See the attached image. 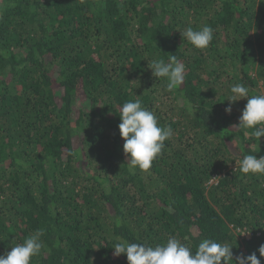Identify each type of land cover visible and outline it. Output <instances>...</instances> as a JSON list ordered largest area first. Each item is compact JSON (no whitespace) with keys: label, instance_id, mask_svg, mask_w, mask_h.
Returning <instances> with one entry per match:
<instances>
[{"label":"trees","instance_id":"16d2710c","mask_svg":"<svg viewBox=\"0 0 264 264\" xmlns=\"http://www.w3.org/2000/svg\"><path fill=\"white\" fill-rule=\"evenodd\" d=\"M205 25L207 49L182 38ZM168 55L185 65L171 93L147 66ZM241 82L264 94V0H0V255L44 229L31 264H128L116 237L170 236L264 264V175L236 165L264 137L234 128L246 99L225 112ZM136 95L173 131L144 172L118 128Z\"/></svg>","mask_w":264,"mask_h":264},{"label":"clouds","instance_id":"9594fccd","mask_svg":"<svg viewBox=\"0 0 264 264\" xmlns=\"http://www.w3.org/2000/svg\"><path fill=\"white\" fill-rule=\"evenodd\" d=\"M182 38L190 43L194 49H207L213 40V29L205 25L199 30L187 27L182 33ZM165 61L155 58L148 63V68L155 78L162 79L165 90L174 92L181 88L185 80V65L177 59L176 55H168ZM137 96V95H136ZM247 103L239 118V123L234 128L243 129L246 136L250 135L260 141L264 137V94L249 96V86L237 83L231 86L230 96L227 100L229 107L226 113H231V105L240 100ZM191 111V105L189 104ZM120 124L118 126L121 138L124 141L123 152L128 158L127 165L135 172L148 171L152 162L162 154L165 141L173 136L169 126H161L154 112L142 106L139 96L129 100L120 107ZM239 172L244 175H264V156L259 159L256 155L247 154L236 161ZM237 170V167L235 171ZM216 179L210 184L215 183ZM45 235L44 229L30 233L22 243L11 247V251L0 255V264H31L33 257L40 256L46 248L41 239ZM185 240L188 237L184 238ZM113 245V255L126 256L128 264H229L232 262V247L227 243L221 244L215 240L205 238L193 253L191 248L174 236H170L166 243L157 244L155 247L144 243H129L122 237H116ZM259 254L264 257V245L259 248ZM236 264H261V260L253 253L247 257H236Z\"/></svg>","mask_w":264,"mask_h":264},{"label":"rangeland","instance_id":"374dc122","mask_svg":"<svg viewBox=\"0 0 264 264\" xmlns=\"http://www.w3.org/2000/svg\"><path fill=\"white\" fill-rule=\"evenodd\" d=\"M234 167H235V165H234Z\"/></svg>","mask_w":264,"mask_h":264}]
</instances>
